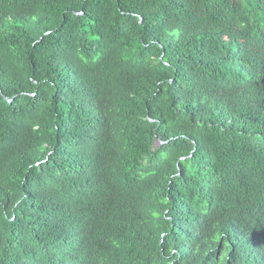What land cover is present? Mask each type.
Listing matches in <instances>:
<instances>
[{
	"label": "trees",
	"instance_id": "obj_1",
	"mask_svg": "<svg viewBox=\"0 0 264 264\" xmlns=\"http://www.w3.org/2000/svg\"><path fill=\"white\" fill-rule=\"evenodd\" d=\"M0 264H264V0H0Z\"/></svg>",
	"mask_w": 264,
	"mask_h": 264
}]
</instances>
